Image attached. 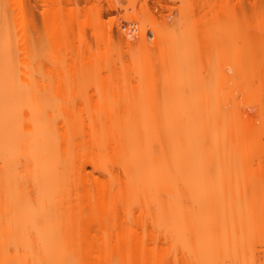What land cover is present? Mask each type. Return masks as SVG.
<instances>
[{"label":"bare ground","instance_id":"1","mask_svg":"<svg viewBox=\"0 0 264 264\" xmlns=\"http://www.w3.org/2000/svg\"><path fill=\"white\" fill-rule=\"evenodd\" d=\"M199 4L154 30L160 65L100 15L121 66L69 56L62 0H0V264H264V18L239 16L264 0Z\"/></svg>","mask_w":264,"mask_h":264},{"label":"rangeland","instance_id":"2","mask_svg":"<svg viewBox=\"0 0 264 264\" xmlns=\"http://www.w3.org/2000/svg\"><path fill=\"white\" fill-rule=\"evenodd\" d=\"M200 0H170V7H162L158 0H149L148 7H143L141 0H62V8L66 13L73 14L76 20L74 32L70 36V41L73 46V52L69 55L68 51L64 54L76 56L78 49L85 47L96 58L100 53L106 51L107 44L110 45L116 62L123 66V61L126 64L136 55L141 56L140 51L129 52L119 46L118 42H108L103 44L99 42L94 33V23L102 15L100 25L104 29L114 28L116 34L119 30V25H129L133 20H141L148 27L151 41V54L157 65L161 63V50L155 44L156 36L155 29H160L167 24L178 26L184 20L187 6L191 4L195 8V18L202 15V10L199 8ZM116 5L119 11H111V6ZM32 12L36 18L39 33L45 38H48V26L43 19L42 9L36 5H32ZM242 20V29L248 32H254L260 27V22L264 18L262 13H258L248 4L246 13H240ZM72 57V58H73Z\"/></svg>","mask_w":264,"mask_h":264}]
</instances>
